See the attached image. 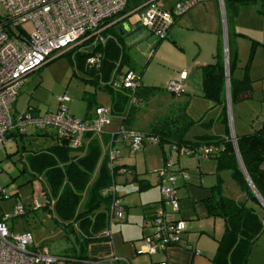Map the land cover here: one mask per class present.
<instances>
[{
	"label": "crops",
	"instance_id": "crops-1",
	"mask_svg": "<svg viewBox=\"0 0 264 264\" xmlns=\"http://www.w3.org/2000/svg\"><path fill=\"white\" fill-rule=\"evenodd\" d=\"M147 1L130 0L127 6L129 10L136 8L143 10ZM178 1L180 0H156L158 5L168 11H172ZM117 19L104 31L102 43L90 41L82 47L81 51L93 50L98 44L104 45L108 40L118 44V37H122L124 40L131 32L142 28L139 24H132L127 19L119 21ZM126 29L130 31L127 32ZM129 49L130 47H128V51ZM148 50L143 63H137L130 58L128 64L122 63L120 68L121 57H118L116 65L119 67V73L128 69L135 70L141 74L142 86H146L149 84L143 81L144 71L158 68L163 72L158 82L162 83L163 89H165V84L169 80L176 79L181 72H184V91L179 96H173L171 102L164 104V110L168 112L179 103L186 104L185 113L194 122L185 136L186 140L197 142L200 141V137H204L208 138L209 142L242 136L264 127V0H246L245 2L240 0H206L196 3L182 15L175 16L167 36L164 39L156 40ZM149 52H153V56L149 57ZM218 53H221L224 66V84L216 94L220 96L222 92L224 99L220 103L204 94L202 83V67L216 61ZM256 58L261 61L257 60L254 64ZM151 59L154 60L150 63ZM133 65H138L139 68H132ZM111 77H113V73H111L110 79ZM260 81L261 87L257 86L258 88L255 90L254 83ZM230 85L236 98L234 102H231L230 99ZM20 90L13 104L16 111H19L17 101L21 97H19ZM254 91L258 94L257 100L260 102L258 103L260 106L256 110L253 107L252 113L247 116L246 110L249 106L251 107L249 100H253L256 96ZM108 95L95 107L105 105L110 107L112 112L113 99L111 94ZM194 99H199L198 102L202 103L200 113L203 115L198 120L191 118L187 113L191 103H194ZM94 108L88 110V107V111L83 114V117H77L75 112H70L69 109L68 112L74 117L84 120L93 115ZM165 112L163 115L166 114ZM224 112L227 114L228 126L224 120ZM231 112L236 133H233ZM125 113V110L119 113L112 112L109 126L100 134L92 135L100 142L101 158L107 154L110 147L118 149L119 158L116 163L125 166L128 170L125 174L116 177V193L121 198L123 217L110 225V236L92 240L85 246L81 244L82 237L76 226L74 232H66L74 237L72 252L65 254V256L72 257L66 261L74 264H158L160 262L166 264H214L213 258L217 252L218 240L224 231V222L219 217L208 216L204 200L210 195L211 189L217 185L221 186L224 195L236 201H246L247 205L256 209L261 218H264V204L258 199V203L252 202L253 200L231 177L230 171L217 167L214 156L187 155L197 160L196 166L189 172L180 166H175L176 169L171 170V167L168 169L169 172L186 170L188 173L186 180L177 176L175 184L176 192L182 193L178 199L179 211L172 217L187 220V229L181 237L180 245L169 246L165 250L151 255L137 254L136 249L140 246L142 239L151 233L150 220L156 207L161 204V193L158 176L156 180H153L150 175L145 174L146 171L143 174H138L136 159L125 157L119 149L122 146L128 147L127 142L118 135V129L122 125ZM235 114L240 122L238 126L235 124ZM158 116L150 118L146 116L145 112L138 110L132 129L144 131ZM45 133L52 134L53 132L45 131ZM44 139L47 143L43 149L52 144L50 136H44ZM86 142L87 138L84 137L82 144L86 145ZM152 143L160 146L159 155L154 157L158 164L156 168L164 166L165 160L170 161L172 153L180 155L169 143ZM203 143L208 144L198 143L199 145L195 148ZM145 144L146 142L143 146ZM79 148L74 150L79 152ZM77 152L76 154H82ZM148 159L147 156L143 157V163L146 164ZM176 160L178 162L176 164H180V158H176ZM173 164L176 165L175 162ZM40 176L42 177V186L40 185L39 189L43 190L41 191L45 196L47 189L45 190L43 176ZM226 181H230L231 187L226 186L228 183H225ZM45 198L47 201L45 205L48 204L51 207L54 199H48L47 196ZM185 198L187 199L185 200ZM106 231H108V227L102 230L101 234H106ZM195 250H198L199 253L196 254ZM66 261L62 264H65ZM246 264H264V231L260 233L252 246Z\"/></svg>",
	"mask_w": 264,
	"mask_h": 264
},
{
	"label": "built area",
	"instance_id": "built-area-1",
	"mask_svg": "<svg viewBox=\"0 0 264 264\" xmlns=\"http://www.w3.org/2000/svg\"><path fill=\"white\" fill-rule=\"evenodd\" d=\"M206 0H180L172 11L163 9L156 0H148L143 10L126 8L127 0H0V148L9 140L12 133L27 134L28 127L40 131H52L58 138L68 140L71 149L81 146L86 134H100L112 120L110 107L98 105L88 119H78L68 112L66 102L69 97H57V109L39 114L33 107H28L19 114H12L13 104L26 77L38 70L56 52L67 48L85 46L88 40L103 42L106 29L117 20L127 19L132 24H139L154 35L164 39L174 22L175 16L185 13L191 6ZM30 22L31 30L23 25ZM15 28L19 31L16 32ZM149 50L146 51V53ZM153 52H149L151 57ZM102 53L98 50L88 56L85 65L89 69L99 70ZM185 73L165 84L166 92L179 96L184 91ZM107 85L116 89L136 91L141 85L139 72L132 69L120 72L118 67ZM134 104V95L129 100ZM118 135L127 142L131 153L138 152L145 142H158L156 136H149L138 130L127 129L121 125ZM234 145V138L231 137ZM172 148L179 154L202 157L215 156L223 146L221 144H202L197 148ZM107 166L113 176V183L102 193L110 195V225L123 217L121 198L116 193V177L125 174V166H119V150L113 147L107 151ZM172 162L165 160L164 166L157 170L160 183L161 204L156 207L150 220L151 233L145 236L137 254H155L169 246L180 245L181 237L187 229V220L173 218L179 211L175 188L177 176L188 179L185 170L169 172ZM36 180L42 186V177ZM42 190V189H41ZM43 191V190H42ZM4 188L0 185V201L6 199ZM34 207H39L38 200H33ZM22 204L14 206L13 213L3 212L0 216V264H62L70 257L51 254L45 247H35L29 231L15 233L8 229L6 221L23 215ZM106 235L110 236V230ZM189 249H191L188 246ZM198 254L199 251L195 250ZM158 264H166L160 262Z\"/></svg>",
	"mask_w": 264,
	"mask_h": 264
},
{
	"label": "trees",
	"instance_id": "trees-1",
	"mask_svg": "<svg viewBox=\"0 0 264 264\" xmlns=\"http://www.w3.org/2000/svg\"><path fill=\"white\" fill-rule=\"evenodd\" d=\"M129 1L127 0V4ZM127 4L126 8H128ZM90 41L83 45H87ZM117 41L118 44L108 40L104 45L98 44L93 50L80 52V66L85 71L93 73V79L89 80L90 82L100 83L112 95L113 113L126 111L122 125L132 129L136 119L135 114L141 109L140 106L155 96L159 87L142 86L141 82L136 91L130 92L127 89L114 90L107 85L111 73L118 67L116 65L118 57H121L120 68L122 63L128 64L131 58L122 37H118ZM98 50L102 53L99 70L87 68L86 58ZM216 57V61L202 67V83L204 94L220 103L224 99L222 92L220 96L216 94L224 84V66L221 53H218ZM230 92L231 102H234L236 98L231 85ZM132 95L136 98V102L129 104ZM185 106V103L177 104L169 113L156 118L142 132L149 136H156L160 144L169 143L178 148H195L202 142L221 144L223 148L214 156L217 167L229 170L231 177L253 200L252 202L258 203L238 164L234 146L229 137L209 142L208 138L204 137H200L201 142L186 140L185 136L194 122L186 115ZM224 120L228 126L225 112ZM227 132L229 134V131ZM15 133L22 135V133ZM36 134L48 135L52 140L50 146L30 152L26 158L29 170L34 175L43 176L45 190L47 189L45 197L54 199L51 207L46 204L44 208L53 214L54 222L66 232H74L76 226L78 233L81 234L83 246L92 240L107 237L108 235H102L101 231L109 228L110 195L103 194L102 191L113 183V176L107 166V155L101 158L100 142L92 136L93 134L88 133L84 136L87 138L86 145L82 144L77 152L68 146L67 139L58 138L53 133L47 134L40 130H37ZM235 139L244 170L259 196L264 199V127L249 134L236 136ZM76 152L82 154H76ZM204 201L208 216L219 217L224 222V231L218 240L213 263L246 264L252 246L260 233L264 231V218L259 216L254 207L247 205L246 201H236L224 195L219 185L211 189L210 195ZM67 257L72 256L67 255Z\"/></svg>",
	"mask_w": 264,
	"mask_h": 264
},
{
	"label": "rangeland",
	"instance_id": "rangeland-1",
	"mask_svg": "<svg viewBox=\"0 0 264 264\" xmlns=\"http://www.w3.org/2000/svg\"><path fill=\"white\" fill-rule=\"evenodd\" d=\"M23 27L26 30H31L32 24L28 22ZM15 31L18 32L19 29L15 28ZM81 49L82 46L56 51L38 70L28 74L25 84L20 90L19 97H21L17 101V109L19 111H16L13 106L12 114H19L28 107H33L41 114L53 112L58 106L57 97L66 95L69 97V102L66 105L70 112L74 111L77 117H83L86 111L93 109L96 104L109 96L108 91L100 83L96 84L89 81L93 79V73L81 68L79 56L80 52H83ZM153 60L151 59L150 63ZM257 60L259 62L261 61V59L256 58L254 64ZM128 67L131 66L128 65ZM132 68L138 69L139 66L133 65ZM145 71L143 73V75L145 74L143 81L149 84L146 86L160 88L155 93V96L149 98L147 102H144L140 106V110L145 112L146 116L150 118L158 115L160 117L165 112L164 104L171 102L173 96L163 89L162 83L158 82L163 72L159 71L158 68ZM254 85H256V90L258 87H261V81L254 83ZM254 95H256L255 98L249 100L251 107L249 106L246 110L247 116L252 113L251 109L253 107L256 110L260 106L256 91H254ZM194 100V103H191L188 109L189 112L187 113L191 118L198 120L203 115L200 113L202 111V103L198 102L199 99ZM233 107L235 108L234 105ZM165 113H169V111ZM230 115L231 123L233 124L232 112ZM234 117L235 124L238 126L240 122L237 119V115L235 114ZM108 126L106 125L103 130ZM232 128L233 133H236L234 124ZM194 130L196 131L197 129ZM36 131L35 128L28 127L27 134L18 135L14 133L10 135L9 140L0 148V185L4 188L7 195L6 199L0 201V216L3 212L12 214L14 206L16 204H22L25 209L24 214L7 220L6 225L8 229L15 233L29 231L33 236V245L35 247H45L52 254H70L73 249L74 237L59 227L54 222L53 214L44 208L47 201L41 189H39L40 183L36 180L38 175H34L26 163V158L30 152L43 149L47 143L44 135H38ZM119 149L125 157L136 159L138 174H143L146 171L145 174L150 175L153 180H156L157 170L161 168H156L158 164L157 159L154 158L159 155V145L148 141L141 151L136 153H131L129 147L125 148L122 146ZM145 156L149 158L146 164L143 163V157ZM176 158H180V164H176ZM170 159L172 163L175 162L176 164L171 165V170L176 169L175 166H180L184 167L188 172L196 166L197 162L193 157L182 154L176 155V153H172ZM225 183H227L226 186L231 185L230 181H226ZM181 193L177 191L178 199ZM34 199L38 200L39 207L37 208L33 205ZM65 264L74 263L66 261Z\"/></svg>",
	"mask_w": 264,
	"mask_h": 264
},
{
	"label": "water",
	"instance_id": "water-1",
	"mask_svg": "<svg viewBox=\"0 0 264 264\" xmlns=\"http://www.w3.org/2000/svg\"><path fill=\"white\" fill-rule=\"evenodd\" d=\"M127 32H129V29H126ZM156 37L154 35H149V32L145 30L144 28H140L138 30H135L131 32L129 35H127L124 39L125 44L130 47L129 49V55L132 59H134L137 63H143L146 57V51L148 48L156 41ZM234 138V150L237 156L238 164L242 170V173L250 186L252 192L256 196V198L264 204V200L259 196L258 192L255 190L254 186L252 185L250 179L248 178L244 167L242 165V162L239 158L238 152H237V146H236V139Z\"/></svg>",
	"mask_w": 264,
	"mask_h": 264
}]
</instances>
